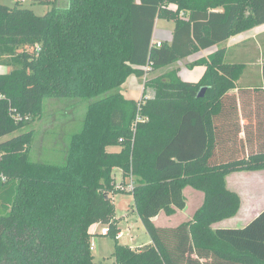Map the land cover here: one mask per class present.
<instances>
[{
  "label": "trees",
  "instance_id": "1",
  "mask_svg": "<svg viewBox=\"0 0 264 264\" xmlns=\"http://www.w3.org/2000/svg\"><path fill=\"white\" fill-rule=\"evenodd\" d=\"M0 0V264H103L92 255V227L109 228L115 264H264V211L241 229H214L237 216V172L264 171V86L239 89L243 63L223 45L264 25V0H48L43 16ZM158 20L171 41H154ZM199 82L173 69L147 80L141 100L117 92L201 51ZM264 77V69H263ZM153 96L147 98V92ZM88 101L65 162H34L35 132L51 99ZM138 116L144 119L133 129ZM242 120L247 123L243 124ZM120 146V152L108 148ZM134 177L133 192H120ZM204 194L193 218L176 227L153 219L187 207L184 191ZM132 194L151 243H119L113 197Z\"/></svg>",
  "mask_w": 264,
  "mask_h": 264
},
{
  "label": "rangeland",
  "instance_id": "2",
  "mask_svg": "<svg viewBox=\"0 0 264 264\" xmlns=\"http://www.w3.org/2000/svg\"><path fill=\"white\" fill-rule=\"evenodd\" d=\"M48 0H22L24 8L32 10L36 15L43 16L52 9V5H46ZM18 0H1V4L4 6L15 7L19 4ZM70 0H57V7L60 9H65L69 6ZM173 21L158 20L156 23L155 36H162L165 41L169 40L173 29ZM158 36H156L158 38ZM157 38H154L156 40ZM163 42V40L155 41ZM204 57L203 55L195 56L190 60H185L181 62V65H174L167 70L161 71V73H149L143 78H138L137 76H131L128 78L127 82L114 93H121L126 99L141 100L144 93V83L147 80L155 78L161 74H165L175 67H188L195 60ZM190 62V63H189ZM198 69L194 71L184 70L190 72L193 75L198 73ZM9 72L8 68L0 67V73L5 74ZM152 93L147 92L146 97L149 98ZM88 101H81L79 99H51L46 101L45 115L42 120L35 122L30 125L22 132H28L34 130L35 141L33 144L31 159L34 162H45L52 164H63L65 162V150L67 149L70 138L73 134L79 132L82 128L86 108L88 106ZM108 151H121L120 146L110 147ZM236 177L235 181L230 184V180ZM114 178L117 185L123 182V175L120 169L114 170ZM129 178H133L130 176ZM229 186L232 191H238L239 195L242 197L243 206L241 211L236 217L220 222L214 226V229H241L246 227L250 222H248L249 216L245 213L244 209L246 204L250 205L252 210L255 208L260 210L264 208V171L255 172L247 174L245 172L233 173L229 176ZM237 189H234L233 186ZM190 191H194L191 188L185 190V196L188 197ZM196 193L201 197L196 202H192L190 199L191 209L187 213L181 214V212L172 217L171 225L172 227L179 226L181 223L188 220V217L193 213V209L196 210L203 202V195L196 191ZM196 203V204H195ZM114 205L116 207V217L119 220L120 228L122 229L123 239H119V243L129 246L133 250H138L150 240L139 215L135 212L134 198L132 194L118 193L114 197ZM195 205V206H194ZM253 207V208H252ZM255 214L257 211H253ZM252 213V214H254ZM162 217H165L164 214ZM162 221V220H161ZM94 245L95 250H92V255L96 261L104 257H109L111 252L114 250L115 240L110 236H94L92 237V246ZM115 260V259H114ZM114 260H109L108 264H112ZM113 264H115L113 262Z\"/></svg>",
  "mask_w": 264,
  "mask_h": 264
},
{
  "label": "crops",
  "instance_id": "3",
  "mask_svg": "<svg viewBox=\"0 0 264 264\" xmlns=\"http://www.w3.org/2000/svg\"><path fill=\"white\" fill-rule=\"evenodd\" d=\"M156 36H158V35H156ZM156 36L154 35V38H157ZM171 39H172V35H171L170 39L167 41L170 42ZM156 40L157 41H159V40L165 41L162 36H158V38ZM156 40H154V41H156ZM223 47L226 49V61H228L230 63L238 62V63H243L246 65L245 74L242 77V79L238 82V84H237L238 87L236 90L233 91V93L237 94L239 89H245V88L246 89H248V88L253 89V88H260V87L264 86V77H263V69H264V25H261V26L255 28L253 30H250L246 33L232 37L230 40H228L223 45ZM218 49H219V47H214V48H211L209 50L201 51L198 54H196L195 56L204 54V57L202 56L201 58H199L197 60H200L202 58H207L209 55H211L212 53H214ZM195 56L188 58L186 60H190V62H191V59L194 58ZM197 60H195V61H197ZM181 62H179L178 65H181ZM173 66H170V67H167V68H164L161 70H157V71H155V73H159V72L161 73V71L167 70L168 68H171ZM175 68L179 70V76L181 77V79L183 81L192 82V83L199 82L200 79L202 78V76L204 75L205 71H206V68L204 66L195 67L193 70H190L188 67L187 68L186 67H182V68L175 67ZM186 69L189 71H194L195 69H198L197 70L198 73L193 75L190 72L184 71ZM162 75H164V74H161L159 76H162ZM159 76H157V77H159ZM148 92L152 93V95L150 96V97H152L153 92H151V91H148ZM242 123L246 124L247 122L245 120H242ZM114 152L117 153L119 151H114ZM252 173H255V172H252ZM247 174H251V173H247ZM235 179H236V177L232 178L230 180V184L233 181H235ZM227 184H228V186L230 185L229 184V177L227 178ZM233 187H234V189H237V187L235 185ZM234 191L239 193L236 190H234ZM200 193L204 197V194L202 192H200ZM184 194H185V191H184ZM114 197H113V202H114ZM188 198H191L192 202H194V200L197 202L198 199H201V197L196 193V190H195V192L190 191L188 197H186L187 207L185 210L177 211L176 214L173 216H167L164 212H162L159 216H157L156 218L153 219L154 224L158 227H172V226H168V225H171V221H172L171 218L172 217H175L180 212H181V214H183L185 211H186L185 213H187L191 209L190 208L191 202H190V199H188ZM241 199H242V197H241ZM202 204H203V202H202ZM242 206H243V200H242ZM242 206H241V209H242ZM241 209H240V211H241ZM196 210L193 209V211H192L193 214L188 217V220L191 219V217H193ZM244 211L247 214V216L250 217V218H248V222H251L255 217H257L260 213H262L264 211V208L262 207L260 210L259 209L257 210L255 208V210H252L250 208V205L246 204ZM253 211H257V213L255 214ZM252 213H254V214H252ZM163 214L165 217H162ZM116 219L118 220L117 217H116ZM118 222H119V220H118ZM185 222H187V221H185ZM104 227L105 226H103V225H95L94 227H92L91 233L93 234V237L102 235L101 231ZM118 227L120 228V224H118ZM120 231H121L119 234L120 237H118V239H123L124 234L122 233L121 228H120ZM104 236H109V235H104ZM146 243L150 244L151 239ZM147 244H145V245H147ZM95 248L96 247H94V250H95ZM113 251L111 252V255L109 257H104V258L100 259L99 261H96V260L95 261L98 263L103 262V264H108L109 260H114V258L112 257ZM113 262L115 263V260ZM113 262H112V264H113Z\"/></svg>",
  "mask_w": 264,
  "mask_h": 264
},
{
  "label": "built area",
  "instance_id": "4",
  "mask_svg": "<svg viewBox=\"0 0 264 264\" xmlns=\"http://www.w3.org/2000/svg\"><path fill=\"white\" fill-rule=\"evenodd\" d=\"M157 46L160 47L161 46V42H157ZM147 74L152 73L151 68H146ZM145 120L141 118V116H138L136 119V122L134 124L133 129L135 130V127L137 126V124L139 122H144ZM116 189L120 192H133L135 189V184H134V179L133 178H129L127 181H124L120 184L117 185ZM102 235H109V228L108 227H104L101 231ZM120 237V236H118ZM92 250H94V246H92Z\"/></svg>",
  "mask_w": 264,
  "mask_h": 264
}]
</instances>
